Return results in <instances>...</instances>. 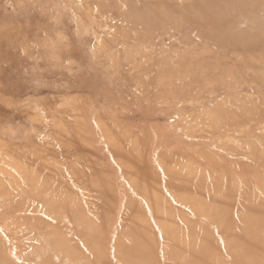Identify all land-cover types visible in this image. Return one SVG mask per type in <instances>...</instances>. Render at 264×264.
<instances>
[{"label":"rangeland","instance_id":"rangeland-1","mask_svg":"<svg viewBox=\"0 0 264 264\" xmlns=\"http://www.w3.org/2000/svg\"><path fill=\"white\" fill-rule=\"evenodd\" d=\"M12 87L0 264H264V0H0ZM59 94L86 98L66 157Z\"/></svg>","mask_w":264,"mask_h":264},{"label":"bare ground","instance_id":"bare-ground-1","mask_svg":"<svg viewBox=\"0 0 264 264\" xmlns=\"http://www.w3.org/2000/svg\"><path fill=\"white\" fill-rule=\"evenodd\" d=\"M100 2H102V1H100ZM97 3V2H96ZM99 4V3H98ZM126 4V3H125ZM96 5V4H95ZM134 5V4H133ZM117 6V5H116ZM97 7H98V5H97ZM102 7V6H101ZM100 10H102V9H100ZM104 10V9H103ZM102 10V11H103ZM105 10H107V9H105ZM124 11V10H123ZM133 11V10H132ZM110 12V11H109ZM116 12V11H115ZM111 14V13H110ZM114 15V14H113ZM107 16V15H106ZM112 18V17H111ZM122 18V17H121ZM126 18V17H125ZM122 20V19H121ZM131 23V22H130ZM106 24V23H105ZM122 24V23H121ZM24 27V26H23ZM119 27V26H118ZM25 29V28H24ZM120 29V28H119ZM20 29L18 28L17 30H16V33H18V31H19ZM24 31V30H23ZM20 33H21V31H19ZM117 32V31H116ZM121 32V31H120ZM24 33H25V31H24ZM23 33V34H24ZM99 33V32H98ZM26 34V33H25ZM28 34V33H27ZM116 34V33H115ZM110 39V38H109ZM99 40V39H98ZM111 40H112V37H111ZM96 42L95 41H93V44H95ZM95 45H97V44H95ZM94 45V46H95ZM98 46H100V45H98ZM126 46V45H125ZM101 47V46H100ZM95 48V47H94ZM100 52V51H99ZM25 53V52H24ZM120 54V53H119ZM93 55H94V53H93ZM49 56V55H48ZM18 91V87L17 88H14V87H12L11 89H9V95H5L6 94V92H5V94H4V92L3 93H1L0 92V108H4V109H6L7 107L9 108V109H11V107H9V105L10 104H14V103H16L17 101H19V100H21V95L17 92ZM86 95V94H85ZM86 98L84 97V96H81V94L79 95V96H72V95H69V94H67V95H65V94H59V95H57V96H54V97H51V98H44V99H41V105L43 104H45V105H47L46 106V109H48V108H50V107H55L58 103H59V105H58V107H57V109L56 110H52V111H50L51 112V114L49 115V122H50V132L51 131H53V132H51V134H50V136H48V139H45V146L46 147H44L41 151H40V153L41 154H43V152L45 151V153L47 152L48 153V155H49V153H52L53 151H55V149H56V143H53V142H57L58 144V147H61L62 148V151H60V154L61 153H63V156H67V153H65V151H67L68 149H69V147L70 146H72V145H74V143H77L78 141H79V137H75V136H80L81 135V132H80V127L77 129V132H76V127L74 128H71L72 126L70 125V124H72V123H69V125L71 126H69L68 125V123H65L64 122V120H66V119H63L64 117V114L65 113H70V115H71V113H73L74 112V108H75V111H77V113L75 112V114H77V116L79 115V117L80 118H84V117H82V114L85 112L84 110L82 111V108L84 107V108H86L85 106H84V104H85V102H86V100H85ZM50 100V101H49ZM60 101H63V104H61L60 103ZM61 107V110H60V107ZM78 107H80V108H78ZM68 108H73V110H72V112L70 111H68ZM1 110V112H2V114H4V115H6L5 113L6 112H4V110H2V109H0ZM57 110H60L59 112L61 113V111H62V113L61 114H57V115H60V116H57L56 115V112H58ZM8 111V110H7ZM10 111V110H9ZM0 112V113H1ZM79 112V113H78ZM23 114H25V115H23V116H27L28 118H30V119H33L32 121H38L37 123H40V125L39 126H42V121L43 120H41V116H40V114H43V113H41L40 111H28V112H23ZM86 114V113H85ZM84 114V115H85ZM22 115V114H21ZM44 115V114H43ZM69 115V116H70ZM1 116V115H0ZM74 117H75V115H73ZM44 117V116H43ZM63 117V118H62ZM71 117V116H70ZM78 117V118H79ZM103 117H105L104 115H98L97 117H96V120H97V122L99 123V125H101V126H103V124L102 123H104V121H102L100 118H103ZM47 118V117H46ZM48 119V118H47ZM46 119V120H47ZM71 118H69V120H70ZM105 119H106V117H105ZM219 119V118H218ZM45 120V119H44ZM81 120V119H80ZM68 121V120H67ZM73 121V120H72ZM69 122V121H68ZM71 122V121H70ZM106 122H109V121H106ZM105 122V123H106ZM75 125V124H74ZM78 125V124H77ZM106 126V125H105ZM83 127H81V129H82ZM84 130V129H83ZM143 130V129H142ZM196 130V129H195ZM10 131V130H9ZM80 132V133H79ZM77 133V134H76ZM78 133L80 134V135H78ZM84 136V135H83ZM53 139H57V140H53ZM9 141V140H8ZM84 144V143H83ZM25 147H28V146H26V145H21V144H19V145H17V144H14V143H9V142H7V141H4L3 140V138H0V148L2 149V155H6V154H9V152L11 153V156H12V154L13 153H15V155H17L16 154V152L17 151H21V149H24ZM32 146H30V148H31ZM33 149V148H32ZM53 150V151H52ZM19 151V152H20ZM26 151V150H25ZM31 151V150H30ZM22 152H23V150H22ZM21 154V153H20ZM30 154V153H29ZM25 155V154H24ZM35 155V154H34ZM37 155V154H36ZM35 155V156H36ZM38 155H39V152H38ZM55 155H56V153H55ZM22 156H23V153H22ZM33 156V155H32ZM147 156V155H146ZM4 157V159H5V156H3ZM7 158H8V156H6ZM17 157H19L18 155H17ZM11 157H9L8 158V161L7 162H4L5 164H7L8 165V167H11V165L10 164H13V163H11V159H10ZM38 158V157H37ZM33 159H35L34 157H33ZM65 159V158H64ZM63 159V163H62V165L63 164H68V162H70L71 164L72 163H74L73 161L71 162L69 159H65L64 160ZM7 160V159H6ZM16 160V159H15ZM32 160V159H31ZM69 160V161H68ZM36 161V160H35ZM44 161V160H43ZM18 162V161H17ZM29 162H31V161H29ZM2 163V162H1ZM4 163H2V165L4 164ZM24 163L25 162H23V165H24ZM33 163V162H32ZM41 163V162H40ZM39 163V164H40ZM43 163H45V162H43ZM53 163V166H56L55 164H54V162H47V164L46 165H50L51 166V164ZM58 162H56V164H57ZM145 163H146V169H147V166L148 167H150V164H151V162H150V159H149V162H148V157H146V160H145ZM5 164H4V167H6L5 166ZM34 164V163H33ZM61 164V163H60ZM17 165L20 167V166H22L21 165V161L20 162H18L17 163ZM17 165H16V167H17ZM44 165V164H43ZM70 165V164H69ZM13 166V165H12ZM25 166V165H24ZM23 167V166H22ZM22 167H20V169L21 170H18V172H20V173H22V172H27L26 171V169H23ZM27 167H31V165L30 166H27ZM41 167H42V165H41ZM12 168V167H11ZM14 168H15V166H14ZM25 168H26V166H25ZM36 168V167H35ZM19 169V168H18ZM29 169V168H28ZM31 169V168H30ZM17 170V169H16ZM33 170V169H32ZM151 170V169H150ZM34 171V170H33ZM36 171V170H35ZM34 171V172H35ZM98 171H99V169H98ZM97 171V172H98ZM0 172H4V173H6V174H8V175H11L10 174V169L9 168H1V171ZM50 172V171H49ZM16 173V172H15ZM31 173V172H30ZM33 173V172H32ZM93 173H94V171H93ZM92 173V174H93ZM26 174V180L28 181V183H29V181H33V179L30 177V175L29 174H27V173H25ZM40 174V173H39ZM51 174H52V172H51ZM35 175V174H34ZM33 175V176H34ZM89 175V174H88ZM32 176V177H33ZM45 177V176H44ZM48 178V177H47ZM49 179V178H48ZM46 180V179H45ZM58 180H59V178H58ZM95 180V179H94ZM23 181V180H22ZM97 181V180H96ZM19 182V181H18ZM26 181H24V183H25ZM37 182V181H36ZM31 183V182H30ZM38 183V182H37ZM41 183V182H40ZM39 185H41V184H39ZM93 186V185H92ZM93 188V187H92ZM22 194V193H21ZM25 195V194H24ZM27 196V195H26ZM36 196V195H35ZM25 197V196H24ZM31 197H33V196H31ZM46 198V197H45ZM51 198V197H50ZM34 199V198H33ZM38 199V200H37ZM37 199H36V201H39V198H38V196H37ZM33 201V200H32ZM35 201V202H36ZM36 205V204H35Z\"/></svg>","mask_w":264,"mask_h":264}]
</instances>
